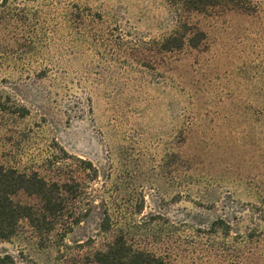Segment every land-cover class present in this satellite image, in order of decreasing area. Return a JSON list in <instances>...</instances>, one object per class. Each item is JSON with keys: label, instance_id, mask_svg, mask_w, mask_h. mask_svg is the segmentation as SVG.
Returning <instances> with one entry per match:
<instances>
[{"label": "rangeland", "instance_id": "obj_1", "mask_svg": "<svg viewBox=\"0 0 264 264\" xmlns=\"http://www.w3.org/2000/svg\"><path fill=\"white\" fill-rule=\"evenodd\" d=\"M253 5L182 13L178 31L165 0H0V164L40 167L54 145L98 172L79 226L22 222L0 259L98 264L121 241L165 264H264V0Z\"/></svg>", "mask_w": 264, "mask_h": 264}, {"label": "trees", "instance_id": "obj_2", "mask_svg": "<svg viewBox=\"0 0 264 264\" xmlns=\"http://www.w3.org/2000/svg\"><path fill=\"white\" fill-rule=\"evenodd\" d=\"M165 2L180 15L176 22L178 31L188 27L182 13L205 14L216 9L248 13L254 8L253 0ZM179 39V46L186 42L191 46V40ZM46 153L43 164L32 169L5 168L0 164V240L15 235L22 222L39 232L66 234L79 226L94 207L91 183L97 180L98 172L92 164L71 157L54 145L47 146ZM109 227L110 217L105 211L101 228L106 232ZM96 256L98 264H165L153 255L133 251L121 241H114L106 253ZM0 264H10L9 258L0 259Z\"/></svg>", "mask_w": 264, "mask_h": 264}]
</instances>
